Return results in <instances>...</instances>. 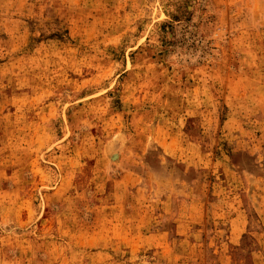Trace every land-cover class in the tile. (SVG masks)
Returning <instances> with one entry per match:
<instances>
[{"label":"rangeland","instance_id":"rangeland-1","mask_svg":"<svg viewBox=\"0 0 264 264\" xmlns=\"http://www.w3.org/2000/svg\"><path fill=\"white\" fill-rule=\"evenodd\" d=\"M0 264H264V0H0Z\"/></svg>","mask_w":264,"mask_h":264}]
</instances>
